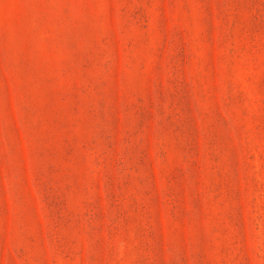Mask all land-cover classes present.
<instances>
[{"label":"rangeland","instance_id":"1","mask_svg":"<svg viewBox=\"0 0 264 264\" xmlns=\"http://www.w3.org/2000/svg\"><path fill=\"white\" fill-rule=\"evenodd\" d=\"M0 264H264V0H0Z\"/></svg>","mask_w":264,"mask_h":264}]
</instances>
